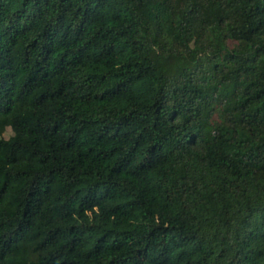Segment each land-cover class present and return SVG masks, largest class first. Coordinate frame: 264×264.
Wrapping results in <instances>:
<instances>
[{
  "label": "trees",
  "instance_id": "16d2710c",
  "mask_svg": "<svg viewBox=\"0 0 264 264\" xmlns=\"http://www.w3.org/2000/svg\"><path fill=\"white\" fill-rule=\"evenodd\" d=\"M0 264H264V0H0Z\"/></svg>",
  "mask_w": 264,
  "mask_h": 264
}]
</instances>
